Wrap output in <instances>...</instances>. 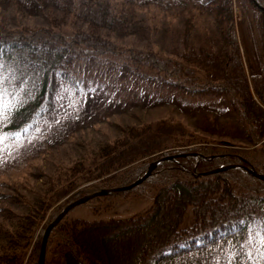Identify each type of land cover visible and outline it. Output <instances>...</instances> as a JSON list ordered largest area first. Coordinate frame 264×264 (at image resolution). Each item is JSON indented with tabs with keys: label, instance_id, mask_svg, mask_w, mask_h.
<instances>
[{
	"label": "trees",
	"instance_id": "trees-1",
	"mask_svg": "<svg viewBox=\"0 0 264 264\" xmlns=\"http://www.w3.org/2000/svg\"><path fill=\"white\" fill-rule=\"evenodd\" d=\"M204 1L222 24L226 42L224 75L205 83L196 75L197 68L187 62L153 51L122 49L90 31L65 34L61 27L10 29L0 23L5 100L15 106L11 120L0 126V131L6 132L5 141L23 140L33 134L46 119L53 76L76 86L74 60L95 55L114 57L133 72H147L192 92L205 87L226 92L246 128L247 148L173 143L172 148L181 151L172 152L168 150L171 147L153 136L150 127H131L91 160L90 164L95 165L92 174L84 176V163L66 168L51 179V191L59 190L47 210L76 190L72 199L103 188L130 185L147 171L151 161L162 155L196 154L163 162L143 185L135 188L154 195V209L143 217L109 221L66 217L49 237L45 264H264L256 238L264 234V181L247 170L254 168L264 175V63L257 73L248 75L234 26L233 0ZM254 1L264 7V0ZM254 1L239 0L243 12L252 14L256 21L264 53V12ZM114 12V17H124L125 21L135 18L123 6ZM167 128L187 134L180 123L168 124ZM222 167L231 169L206 175ZM79 178L97 182L80 189ZM189 208L194 223L182 228ZM60 211V207L53 210L50 220ZM45 227L27 264H38V247ZM26 255L27 252L16 253L9 263L0 264H22Z\"/></svg>",
	"mask_w": 264,
	"mask_h": 264
},
{
	"label": "rangeland",
	"instance_id": "rangeland-1",
	"mask_svg": "<svg viewBox=\"0 0 264 264\" xmlns=\"http://www.w3.org/2000/svg\"><path fill=\"white\" fill-rule=\"evenodd\" d=\"M121 6L133 12L134 20L114 17L115 8ZM213 13L204 0H0V23L7 28L61 27L65 34L73 30L90 31L122 49L153 51L187 62L197 68L196 75L203 83L224 75L226 42L222 24ZM233 18L245 69L252 75L264 63L256 21L252 14L243 12L239 0H233ZM73 66L76 86L53 76L44 123L25 139L4 141L0 146L1 262L9 263L14 254L27 252L22 262L27 264L42 228L47 225L46 230L70 204L102 191L131 186L161 158L178 156L174 159L177 160L195 154L162 155L151 161L147 171L130 185L103 188L72 199L76 190L47 210L59 190L51 191L52 178L78 163L86 166L84 176L92 174L95 165L90 164L91 160L131 127H150L153 136L171 147L168 150L172 152L181 151L172 148L173 143L248 147L244 122L226 92L206 87L192 92L147 72H133L111 56H81L74 60ZM178 123L186 128V135L167 128L168 124ZM152 174L128 191H113L75 206L62 220L135 219L151 213L153 193L135 188ZM78 181L80 189L97 182H84L82 178ZM116 193L126 195H113ZM59 207L58 216L50 220L51 212ZM193 223V211L189 208L182 228ZM41 244L42 239L39 259Z\"/></svg>",
	"mask_w": 264,
	"mask_h": 264
},
{
	"label": "water",
	"instance_id": "water-1",
	"mask_svg": "<svg viewBox=\"0 0 264 264\" xmlns=\"http://www.w3.org/2000/svg\"><path fill=\"white\" fill-rule=\"evenodd\" d=\"M261 9L264 10V8H262L261 6H259ZM194 156H196L194 154ZM176 157L178 156H174V157H164V158H161L159 159L158 161H156L155 163L151 164V166L149 167V170L148 172L145 174L144 177H142L141 179H139L138 181H136L134 184H132L131 186L129 187H125V188H122V189H118V190H111V191H102V192H99L97 194H94L92 196H89V197H85V198H82L72 204H70L69 206H67L64 211L46 228L45 230V233L43 234V238H42V244H41V250H40V259H39V264H44V260H45V254H46V245H47V242H48V238L50 236V233L52 231V229L57 226V224L65 217V215L72 209L74 208L75 206L77 205H80V204H83L85 202H87L89 199H92L96 196H102V195H107V194H110L111 192L113 191H128L136 186H138L139 184H141L142 182H144L151 174H152V171L153 169H155L157 166H159L162 162L164 161H172L174 160ZM230 169V167H223V168H220L218 169L217 171L215 172H221V171H225V170H228ZM249 172L261 179V180H264V175H260L259 173L256 172V170L252 169V170H249Z\"/></svg>",
	"mask_w": 264,
	"mask_h": 264
},
{
	"label": "snow or ice",
	"instance_id": "snow-or-ice-1",
	"mask_svg": "<svg viewBox=\"0 0 264 264\" xmlns=\"http://www.w3.org/2000/svg\"><path fill=\"white\" fill-rule=\"evenodd\" d=\"M4 84V75H3V64L0 63V126L4 125L5 121L11 120V113L15 111V106L11 100H5V90L3 87ZM12 135L17 136L19 133H12ZM7 139L6 132L0 131V146L3 145L4 141ZM259 239L261 244V255H264V234H261L256 237ZM251 259V256H249ZM255 264V262H254Z\"/></svg>",
	"mask_w": 264,
	"mask_h": 264
}]
</instances>
